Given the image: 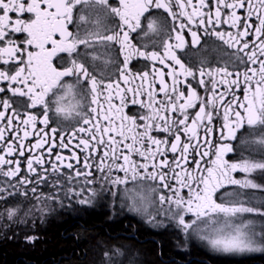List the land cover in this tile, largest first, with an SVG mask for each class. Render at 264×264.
<instances>
[{"label":"snow or ice","instance_id":"snow-or-ice-1","mask_svg":"<svg viewBox=\"0 0 264 264\" xmlns=\"http://www.w3.org/2000/svg\"><path fill=\"white\" fill-rule=\"evenodd\" d=\"M157 10L174 22L175 35L163 41V55L141 51L133 43V34L161 31ZM178 18L186 22L177 26ZM185 29L192 46L200 43L198 30L202 29L234 49L232 70L227 64L194 70L182 62L178 51L188 45ZM116 45L113 56L111 49ZM98 48L105 51L97 52ZM133 57L163 67L145 65L134 73ZM89 60L93 65L102 60L105 66H116V79L98 78L86 66ZM206 62L205 58L202 63ZM121 81L126 87H121ZM0 82H6L0 87V151L4 153L0 155V201L9 204L20 195L27 197L29 191L36 194L39 186H49L50 177H54L53 188L67 181L66 196L90 193L79 200L81 204L92 202L97 193L86 186L99 180L114 188L130 181H150L148 192L158 194L161 206L168 205L162 210L186 235L196 232L214 251L224 254L264 252V205L226 203L217 195L228 185L264 190V184L250 178L257 171L264 173V0H212L211 4L208 0L196 4L193 0H0ZM158 94H162L160 99ZM197 104L192 116L189 109H196ZM136 106L147 109V114H126L125 109ZM50 113L71 118L78 127L67 134H60L57 127L49 129ZM173 114L178 115L174 118ZM214 120L220 121L219 127ZM38 124L44 127L37 128ZM244 129L259 130L251 142L260 146L261 159L228 158L237 151L233 141L249 142L238 137ZM153 133L167 137L158 139ZM31 136L37 138L31 149L48 145L49 159L43 153L29 156L26 174L21 175V160L12 157L25 156V140ZM73 139H78L75 147L83 153L82 163L74 151L70 157L57 153L51 159L53 149H67ZM62 168L71 171L64 173ZM92 169L101 174L99 178ZM237 172L244 173V178L237 179ZM73 181L82 184L79 190ZM134 191L125 189L126 194ZM129 199L130 211L147 213L153 203L142 191ZM5 212L13 220L19 208L8 207ZM249 214L261 218L259 230L256 221L244 219Z\"/></svg>","mask_w":264,"mask_h":264},{"label":"flooded vegetation","instance_id":"flooded-vegetation-1","mask_svg":"<svg viewBox=\"0 0 264 264\" xmlns=\"http://www.w3.org/2000/svg\"><path fill=\"white\" fill-rule=\"evenodd\" d=\"M209 4L212 3V0H208ZM197 0H193V4H196ZM174 11L178 12V9L174 8ZM191 9H189L190 11ZM206 11V10H205ZM158 14L156 16L160 26L161 31L158 34L150 33L149 35L145 36L143 33H140L139 36H136V34H133L135 37L133 39V43L136 44L138 48H140L141 51H158L161 55H163V41L168 38L169 35L174 36L175 33L172 32L173 27V20L171 17L167 16L166 13H163V10H157ZM101 15H103L101 13ZM186 22L183 18H178L175 21V24L178 26L180 22ZM108 23H111L108 21ZM114 26V25H112ZM224 30H227V26H223ZM196 30V29H193ZM185 39L188 41V45L183 51H178V55L182 58V62H184L187 66L192 67L194 70L204 67L205 70H209L210 68H217V67H224L226 64L229 67V70H232V53L234 52V49L228 48L226 45H224L220 40H218L214 35H205L203 30H198V35H200L201 40L200 43L196 46L191 45V36L187 32V29H185ZM170 43H175V40L169 41ZM144 45H147V48L144 47ZM118 45L114 46L111 49V54L114 56L116 54V50L118 49ZM81 51L83 52V46H81ZM89 53H91V49L88 50ZM105 49L98 48L97 52H104ZM206 58L207 62L202 63ZM123 57L120 56L119 60H122ZM119 60L116 62L119 64ZM171 63L170 61L168 62ZM157 68H162L163 66L160 65L158 62L153 61H145L143 58H137L133 57L131 61V69L132 72H137L141 68H143L145 65H153ZM86 66L89 67V71L93 74L97 75L98 78L101 77V75L107 80L109 77H111L113 80L116 79L118 74V69L116 66L109 64L105 66L102 62V60H97L95 64L89 60L87 61ZM178 68V66H177ZM148 70V69H145ZM167 71V69H165ZM219 78V77H218ZM68 80H73L74 78H66ZM166 82L169 84L171 83L170 78L166 76ZM191 78H189L190 80ZM207 79V77H205ZM139 83V81H137ZM121 87H126L123 82H120ZM6 85V82H0V87H3ZM156 91L159 93V85H156ZM221 91H223V86L218 87L217 93L219 94ZM198 94L203 96V89L198 90ZM10 95V93H9ZM131 97V94H129V98ZM162 97V94L157 95V99H160ZM229 97H226L228 99ZM19 100H26L27 98H14ZM141 100H146V97H140ZM183 101H181L182 103ZM114 103L118 104V100H114ZM15 107V104L13 105ZM199 104H197L196 109H189V113L194 116L195 111L198 110ZM2 110V109H0ZM36 111V110H32ZM126 114L128 115H139L140 113L147 114V109H141L139 106H136L135 108L129 107L125 109ZM174 118L178 114H173ZM50 116L52 117V122L50 123L49 129L52 127H57L61 130L60 134H67L70 133L71 130L74 127H78L76 124V121L73 119H67L65 120L62 116L56 117L53 113H50ZM42 119V117H39ZM106 123V122H105ZM189 123H191V119L189 120ZM219 120H214V124L219 127ZM44 127L43 125L38 124L37 128ZM9 135V140H12L11 133ZM22 135V133H20ZM49 135H51L49 131ZM83 136L84 134H80ZM158 139H164L167 137L166 133H153ZM259 135V130H250V129H244L241 133H238V137L240 138H246L249 142L246 144H241L240 139L237 141H233V146L236 148V152L229 154L228 158L230 160L236 159L239 160L241 158V155L244 158H252V159H261L262 153L261 150L257 148V144L252 143L251 141ZM182 141L186 138L182 134L181 136ZM216 137L214 136V139ZM36 137L31 136L25 140V144L28 145V148L25 150V156L19 157L18 153L15 154L12 159L19 158L21 160V175L26 174V158L32 155H39L41 153L44 154L45 159H49L47 155V147L48 145H45L43 149H31V145L35 144ZM117 139H120L117 137ZM58 142V137H57ZM126 143H130L131 141H125ZM78 143V139H73L72 144L67 149H59L55 148L53 149V155L51 157L52 160H55V155L59 153L60 155L64 157H70L71 153L74 151L77 153L79 157H81V163L83 162L82 157L83 153L80 152L79 148H76L75 145ZM82 147V146H81ZM120 147L122 148L123 145L121 144ZM101 153L103 149L100 150ZM126 152V150H125ZM4 154L3 151H0V155ZM172 154L169 152V159L171 160ZM135 159H140L139 157H134ZM71 162L76 167H80V165H76V162L74 160H66L65 163ZM122 163V161H120ZM37 167V171H40L39 166ZM46 168H50L49 164H45ZM191 167V166H190ZM64 173H70L71 170H68L66 168L61 169ZM94 176L99 178L100 173L96 172L95 169H92ZM258 172V171H257ZM257 172L253 173L251 175V179H253L255 182H258L256 180ZM123 175V173H114ZM237 179H243L245 174L237 172L234 174ZM3 179V178H0ZM54 179V177L49 178V186L45 188L43 185L39 186L37 189V193L33 194L31 191L28 192L27 197L20 195L16 198V200L11 201L9 204H5L3 201H0V255L3 253L5 254V248L4 245L6 242L13 243L16 245V248L18 247L21 252L24 249L29 248L30 251L33 249V243L36 238L35 234H38V231L36 227L34 226L36 222H38L37 219H41L42 222L51 218V216H60L63 219H67V222H79L89 215H97L100 216L101 219H103L104 223L110 226H120L122 230L113 231L114 234H119L120 236H123L119 239H117L116 243H109V244H103L98 245L100 246V256L97 260L95 259H89L86 258L85 264H129V251L130 248V242L128 241L129 234H125L129 227L132 228V233H136L137 231H143L144 234L147 235H155L160 234L163 231H168L170 235L173 234L172 230H175L174 224L176 223L175 219L171 218L169 213H166L163 209H167L168 205L165 204L161 206L158 202V194H150L148 192L147 186L148 184H151L150 181H140V182H129L127 185H120L118 188L111 187L106 182L99 180V182L88 185L86 187L94 188L97 195L95 197H92L91 203H85L81 204L79 203L80 199H83L85 196H90V193L87 191L84 192V194L81 197H75L69 195H65V190L68 187L67 181H64L63 185L58 188L51 187V182ZM63 180V177H61ZM259 184H264V177L260 180ZM73 187L76 188V190H79V188L82 186V184H78L75 181H73ZM142 186V188L140 187ZM31 185H29V188ZM134 189L135 191L132 193L126 194L125 189ZM23 190V189H22ZM243 189H240L238 186L235 185H228L224 189H221L220 192L217 194L218 196L223 197V201L226 203L233 202V201H243L244 197L241 195H237L238 192H242ZM144 196H151V199L153 203L148 206L147 213L145 212H137V211H130L129 205L132 203V201L129 199V195H135L136 192H141ZM186 191V190H185ZM115 192V196L113 193ZM225 193H229L230 195H226ZM257 193V192H256ZM36 196H54L55 199H47V198H41L37 200ZM254 199L251 206L254 207H261L264 205V195H261V204L258 201L259 196L255 195L252 197ZM250 198V199H252ZM218 202H220L218 200ZM57 206L60 207V210L57 213H52L43 210L47 206ZM44 206V208L38 212L35 207ZM41 206V207H42ZM8 207H15L19 208L18 214L13 218V220H8L5 209ZM27 213V214H26ZM42 215H41V214ZM150 214V215H149ZM35 215V218L33 217ZM151 223H149V220L152 219ZM190 217H186V219H189ZM19 219H21L19 221ZM36 219V222L35 220ZM161 219L164 220H174L172 221V229L171 231L167 228L161 227ZM244 219H252L256 221V227L257 230H259L260 224H261V218L254 215H245ZM174 238V237H173ZM121 239V240H120ZM191 246L193 244H189ZM199 246L198 244H196ZM185 247H188V244L184 245ZM91 248H93V245H91ZM201 249L204 250V248L201 247ZM20 252V253H21ZM127 252V253H125ZM21 255L26 256V253H21ZM86 256V255H84ZM28 257V256H27ZM84 258V259H85ZM21 260H25L21 257ZM205 264H264V252H253V253H246V254H224L220 252H216L211 249L205 248V260H203Z\"/></svg>","mask_w":264,"mask_h":264},{"label":"trees","instance_id":"trees-1","mask_svg":"<svg viewBox=\"0 0 264 264\" xmlns=\"http://www.w3.org/2000/svg\"><path fill=\"white\" fill-rule=\"evenodd\" d=\"M66 221L58 215L43 223L36 222L34 226L38 234H35L32 251L27 248L21 252L16 245L6 242L3 247L6 252L0 255V264H85L86 258H99L98 245L116 243L124 236L113 233L122 230L121 225L108 227L97 215H89L79 222ZM127 230L129 264H205V250L196 244L189 245L193 244L191 241H188V247L176 249L174 239L167 232L149 236L143 231L133 234L131 227ZM20 252L27 255L23 256Z\"/></svg>","mask_w":264,"mask_h":264},{"label":"rangeland","instance_id":"rangeland-1","mask_svg":"<svg viewBox=\"0 0 264 264\" xmlns=\"http://www.w3.org/2000/svg\"><path fill=\"white\" fill-rule=\"evenodd\" d=\"M257 148L260 150V146L257 145ZM262 177H264V173H261L260 171L257 172V175H256V180L258 182L256 183H260V180L262 179ZM257 192V193H256ZM257 195L259 196L258 198V201L259 203L261 204V195L263 196L264 195V190H261V189H243L242 192H238L237 195H241V196H245L243 201L248 205V206H251V204L253 203L254 199L252 198L253 196ZM252 198V199H250ZM42 206V205H41ZM39 206V207H35V209L40 212L44 206ZM43 210H47L49 212H51V214L54 212V213H57L59 210H60V207L57 206V204L55 206H47L45 209ZM41 214V213H40ZM42 215V214H41ZM21 219H19L20 221ZM38 221L42 222V217L41 219H37ZM174 220H164V219H161V227H164V228H167L171 231L172 229V224ZM174 228H176L175 230H172L173 231V234L172 235H169L170 233L168 231H163V232H167L166 234H168V236L171 238V239H174V243H173V246L174 248L176 249H179V247L183 248L184 249V245L188 244V241H191L193 242L194 244H198L200 247L205 248L206 249H211L213 250L205 241L201 240L199 238V235L196 233V232H191L190 231V234L186 235L182 229L177 225V223L174 224ZM174 237V238H173ZM181 242V243H180ZM179 244V245H178ZM129 252V251H127ZM125 252V253H127ZM130 262V261H129Z\"/></svg>","mask_w":264,"mask_h":264}]
</instances>
